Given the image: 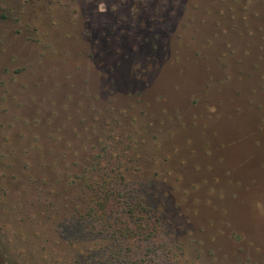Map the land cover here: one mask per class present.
<instances>
[{"label": "rangeland", "instance_id": "rangeland-1", "mask_svg": "<svg viewBox=\"0 0 264 264\" xmlns=\"http://www.w3.org/2000/svg\"><path fill=\"white\" fill-rule=\"evenodd\" d=\"M86 178L147 182L206 264H264V0H0V264H93Z\"/></svg>", "mask_w": 264, "mask_h": 264}, {"label": "trees", "instance_id": "trees-1", "mask_svg": "<svg viewBox=\"0 0 264 264\" xmlns=\"http://www.w3.org/2000/svg\"><path fill=\"white\" fill-rule=\"evenodd\" d=\"M135 132H140V128L136 125ZM130 133L132 137L136 134L131 130ZM107 154H109L108 145L103 144L100 153L96 155L97 161L92 164V167L101 169V166H105L102 161ZM86 170L90 172L93 169ZM71 177L73 182L82 179L80 175ZM132 184L134 186L128 190L129 192L123 194L126 196L121 197L119 196L120 188L114 181L111 182L108 179L90 180L89 178L83 180L82 188L92 191L93 204L88 206V210L86 209L85 218L82 219V216L81 221L79 218L69 223L73 227H77L74 230H77L80 236L86 235L87 238H91L90 225L88 226L89 222L87 221H90V217L92 218L94 215V219L101 218L99 221L101 228L109 229L112 241L107 246H100L98 250H92L80 258L93 264H125V261H122L123 258L121 259L122 253L127 249L132 251V247H134L137 256L132 259L131 264H184L179 262L181 258L176 254L179 250L181 254L190 255H188V259H191V264H206L202 257L203 254H201V248L189 249L174 233H168L167 236L165 232L163 233L162 220L158 212L153 209L150 197L151 189L148 188V183L135 181ZM116 211L121 214L118 218L121 222L113 227V217ZM86 219L88 220L86 221ZM166 237H169V241L166 240ZM77 261L80 259L78 258Z\"/></svg>", "mask_w": 264, "mask_h": 264}]
</instances>
